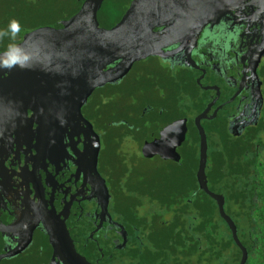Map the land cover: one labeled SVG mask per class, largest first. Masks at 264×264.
Returning <instances> with one entry per match:
<instances>
[{
	"label": "flooded vegetation",
	"instance_id": "obj_1",
	"mask_svg": "<svg viewBox=\"0 0 264 264\" xmlns=\"http://www.w3.org/2000/svg\"><path fill=\"white\" fill-rule=\"evenodd\" d=\"M83 1L43 27L61 28V22L76 14ZM116 23L101 27L110 29ZM216 29L209 32L218 31V43L203 31L191 49L177 44L163 56L133 64L120 82L99 88L95 98L96 90L92 93L94 99L89 97L81 114L99 136V178L91 162L82 158V132L65 137L61 148L52 150L43 144L36 125L10 129L1 125L0 264L216 261L218 228L222 226L227 237L231 233L215 201L199 190L197 170L194 196L212 200L219 220L189 218L185 212L191 201H181L186 191L183 170L195 150L186 140L194 123L189 115L207 109L205 120L216 125L212 135L224 156L214 151L215 170L224 164L240 172L247 165L262 163L264 15H258L256 6L245 0L221 18ZM96 109L100 127L89 113ZM174 123L175 129L169 130ZM123 146H132L136 153ZM239 154L244 162L234 161ZM141 159L158 161L159 181H172V185L150 186V174L137 171ZM205 174L208 190L224 197V212L238 236V223L226 211L231 188L214 187L222 180L210 177L206 169ZM192 208L205 216L201 207ZM210 242L214 249L208 250Z\"/></svg>",
	"mask_w": 264,
	"mask_h": 264
},
{
	"label": "water",
	"instance_id": "obj_2",
	"mask_svg": "<svg viewBox=\"0 0 264 264\" xmlns=\"http://www.w3.org/2000/svg\"><path fill=\"white\" fill-rule=\"evenodd\" d=\"M103 1L84 0L76 14L61 22V28H37L0 53V127L36 125L43 144L52 150L61 148L65 137L82 132V158L91 162L97 178L99 136L81 114L92 93L120 82L141 60L163 56L177 44L191 49L203 31L218 43V31L211 32L245 0H131L110 29L99 27L97 14ZM247 1L256 6L258 15H264V0ZM5 61L10 67L4 66ZM206 113L207 109L194 119L199 137L198 188L217 204L219 217L241 253L238 264H246L248 253L224 212V197L207 187L208 145L201 125ZM175 127L176 123L168 128Z\"/></svg>",
	"mask_w": 264,
	"mask_h": 264
},
{
	"label": "rangeland",
	"instance_id": "obj_3",
	"mask_svg": "<svg viewBox=\"0 0 264 264\" xmlns=\"http://www.w3.org/2000/svg\"><path fill=\"white\" fill-rule=\"evenodd\" d=\"M131 0H104V3L101 7V9L98 12V22L99 27L104 26H110L117 21L121 19L123 14L125 13L126 9L128 8ZM78 7V0H0V32L1 31H7L9 29L10 23L15 20L18 21L20 24V31L15 35V38L12 37L9 39V37H5L3 40L2 37H0V50L8 49L11 46V41H20L24 35L27 33L43 27V26H49L53 22L62 19L64 16H66L69 12H71L73 9ZM10 18L9 22L7 24L2 25L6 19ZM102 28V27H101ZM11 32L9 31V34ZM152 66V65H151ZM131 75H128V79L130 80ZM98 89L94 92V98L97 96ZM94 98L90 97L93 100ZM198 111H195L192 113V115H189L190 123L194 121V117L197 114ZM119 117H124L123 113L117 114ZM198 115V114H197ZM202 127L205 130L206 137H207V145H208V155H207V173L210 174V177L215 178V174L218 171L215 170L212 163L214 161V151H219V143L218 140L215 139L212 135V130L215 124L209 123V121L203 120L201 122ZM212 125V126H211ZM216 126V125H215ZM95 131H98V128L96 126ZM196 127H189V130L187 132V142L188 144L194 145V155L189 159V161L185 164L186 167H184L183 174L185 176L184 178V188H186L185 194L182 196V200L184 203H188V201H191L189 204H186L188 208L186 209L185 215L189 216V218H195V219H203V217L200 215L201 213L199 210H193V206L196 204L197 206L201 207L205 216L208 219L215 218L219 220L216 217V212L214 208L213 201L206 198L204 195H196L194 196V188L195 183L193 182V176L197 170V161H198V137L196 135ZM124 149L128 150H134L132 146H123ZM136 153V149L134 150ZM236 159L234 161H243L245 160L242 155H237L235 157ZM137 171L139 172H146L150 174L152 185L154 189H160L157 188L158 186H164L169 187L172 185V181L168 180H162L164 184H162L161 180L159 181V178L161 177L160 174L155 173L156 168H159L160 163L156 160L152 161H145L143 159L137 160ZM228 166V164H227ZM260 169V168H259ZM220 170L223 173L228 172V168L226 165H222L220 167ZM191 177V178H190ZM241 185L240 181L232 182L230 179H224L222 182L218 185H215L214 187H238ZM224 190V189H223ZM232 189H229L231 191ZM157 193H159L157 191ZM158 195V194H157ZM156 195V196H157ZM160 195V193H159ZM187 201V202H185ZM228 203V202H227ZM233 204L229 205L228 208L226 206V211L232 216V218L237 220V223L241 226L244 223V218L240 214V209H237L236 207L232 206ZM230 209V210H229ZM215 212V215H212ZM157 213V212H155ZM238 214V215H237ZM239 217V218H238ZM238 218V219H237ZM188 219V218H187ZM241 221V223H240ZM221 232L225 234V229L220 226ZM224 255V254H223ZM222 255V256H223ZM221 256V257H222ZM238 259V252L233 247L230 246L228 248V251L225 253L223 258L218 261H209L205 262V259L203 258L202 264H235V260ZM239 262V260H238Z\"/></svg>",
	"mask_w": 264,
	"mask_h": 264
},
{
	"label": "trees",
	"instance_id": "obj_4",
	"mask_svg": "<svg viewBox=\"0 0 264 264\" xmlns=\"http://www.w3.org/2000/svg\"><path fill=\"white\" fill-rule=\"evenodd\" d=\"M9 20L10 18L6 19L2 25L7 24ZM5 37H9L10 39L12 37L11 33L3 36L2 39L4 40ZM16 42L17 41H11L10 48ZM89 113L97 126L100 127L101 119L99 109L90 111ZM108 123L112 125L111 121ZM217 153L224 156L222 150L217 151ZM246 168L247 169L241 168L240 172L228 170L227 173H223L220 169H218L214 176L219 180L230 179L232 182L240 181L241 185L238 187L231 186L232 190L229 191V194L227 195V202L230 205H240V214L244 218V223L241 226L238 224V239L242 246L246 248L248 253L246 264H264V160H262L260 165H247ZM226 188L230 187L228 186ZM202 217L203 219L207 218L206 216ZM234 221L237 223L236 219ZM216 236V261L221 260L228 251V248L233 246L238 252V259L235 260V264H238L240 252L236 246H234L230 236L228 235L227 237L224 235L220 228H218ZM207 246L208 250L214 249V247L211 248V242Z\"/></svg>",
	"mask_w": 264,
	"mask_h": 264
},
{
	"label": "clouds",
	"instance_id": "obj_5",
	"mask_svg": "<svg viewBox=\"0 0 264 264\" xmlns=\"http://www.w3.org/2000/svg\"><path fill=\"white\" fill-rule=\"evenodd\" d=\"M20 24L18 21L13 20L10 25L9 29L7 31L0 32V37L6 36L9 34V31L11 32V36L14 39L15 35L20 31ZM4 66L10 67V65L7 63V61L4 62Z\"/></svg>",
	"mask_w": 264,
	"mask_h": 264
}]
</instances>
